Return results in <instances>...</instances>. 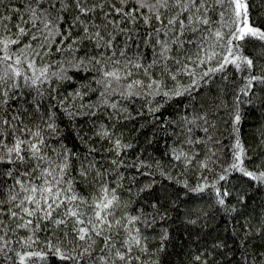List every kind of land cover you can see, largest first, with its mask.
<instances>
[{
	"label": "snow or ice",
	"instance_id": "6c2138e0",
	"mask_svg": "<svg viewBox=\"0 0 264 264\" xmlns=\"http://www.w3.org/2000/svg\"><path fill=\"white\" fill-rule=\"evenodd\" d=\"M253 9L264 20V0H0V264H165L174 224L179 264H264V158L249 167L239 135L242 105L264 111ZM211 209L238 226L231 251L192 238Z\"/></svg>",
	"mask_w": 264,
	"mask_h": 264
},
{
	"label": "trees",
	"instance_id": "16d2710c",
	"mask_svg": "<svg viewBox=\"0 0 264 264\" xmlns=\"http://www.w3.org/2000/svg\"><path fill=\"white\" fill-rule=\"evenodd\" d=\"M253 13H254L253 19H255L257 23H259L262 27H264V20L257 18L258 9H253ZM262 51H264V43L260 42L258 39L250 40L248 46L245 48L246 54L252 56L254 59H256V57ZM69 86L71 87L74 85H69ZM185 102H189V101L186 100ZM139 103H140L139 100H136L135 102L130 104L129 107L135 109ZM184 106L185 104L181 102V98L179 97L175 98L173 102H169L168 104L165 105L164 108L160 110V112L163 113L161 119L170 116L174 109L183 108ZM97 117L98 118L102 117V114H97ZM67 119L68 118H65L66 121L65 134L67 135L70 142L72 141L78 142V139L76 137V131L75 128L73 127V124H75L77 127L84 128L87 130L88 122L93 118L91 116H80L72 120L71 123H67ZM149 122H152L151 117L145 116L144 127L142 128L141 132L137 134L139 136L138 143H140L142 147H143L144 139L152 135V128L147 126ZM131 127H140V123L134 121ZM221 130L224 135V139L221 142V147H226L228 151H231V145L228 139L230 124L222 125ZM160 135H161L160 133H157L156 137H154L151 142L152 151L155 152L156 155H160V153L164 149L165 141L160 138ZM239 135L245 148L247 149L248 157H250V159H246V163L248 164L249 167H251L254 164L258 163L261 158H264V111H262L261 106L242 105V119L239 122ZM106 146L107 145H105V147ZM145 155H147V153ZM156 179L158 180V182L164 185L174 184V182L168 181L166 178L162 179L159 176H157ZM188 179L192 182L193 185L196 183V178L194 176L189 175ZM174 187L179 188L181 190L183 189L182 185H174ZM193 195L198 196L200 194L195 193ZM206 196L207 193H205V197ZM256 199H257L256 196L251 197L249 200V204L251 205L252 201ZM202 202L210 203V201H208L207 199H205ZM206 223L208 224V228L205 229L197 228V231L192 233L193 239H195V237L198 234L199 235L207 234L206 238L209 243H212L213 238H216L225 243L226 249L228 251H231L232 249L237 247L238 241L241 239V237L235 231H233V228L238 226L233 225V222L229 217L225 216L222 212L216 211L215 209H211ZM173 229H174L173 237L175 238L176 248L172 249L170 246L169 254L164 258L165 264H179V259L181 255H183V253L180 250V247L181 245L186 247L188 243V241L182 240L180 238L182 233L185 231L183 227L174 224ZM221 257H223V264H234V261L228 257L226 251H221L220 254L218 255L217 257L218 264Z\"/></svg>",
	"mask_w": 264,
	"mask_h": 264
}]
</instances>
